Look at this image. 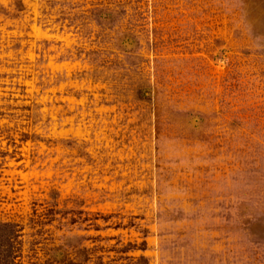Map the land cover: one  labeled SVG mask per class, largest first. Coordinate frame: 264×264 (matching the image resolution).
Listing matches in <instances>:
<instances>
[{
	"label": "rangeland",
	"instance_id": "1",
	"mask_svg": "<svg viewBox=\"0 0 264 264\" xmlns=\"http://www.w3.org/2000/svg\"><path fill=\"white\" fill-rule=\"evenodd\" d=\"M11 264H264V0H0Z\"/></svg>",
	"mask_w": 264,
	"mask_h": 264
},
{
	"label": "trees",
	"instance_id": "2",
	"mask_svg": "<svg viewBox=\"0 0 264 264\" xmlns=\"http://www.w3.org/2000/svg\"><path fill=\"white\" fill-rule=\"evenodd\" d=\"M16 236L15 226L11 223H0V264H11L13 261V243Z\"/></svg>",
	"mask_w": 264,
	"mask_h": 264
}]
</instances>
